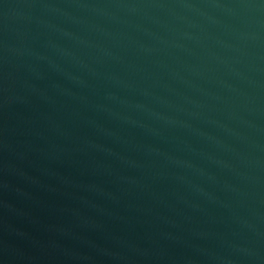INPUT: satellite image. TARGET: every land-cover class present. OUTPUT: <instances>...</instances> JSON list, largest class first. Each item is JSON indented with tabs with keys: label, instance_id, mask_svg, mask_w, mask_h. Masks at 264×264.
Returning <instances> with one entry per match:
<instances>
[{
	"label": "water",
	"instance_id": "1",
	"mask_svg": "<svg viewBox=\"0 0 264 264\" xmlns=\"http://www.w3.org/2000/svg\"><path fill=\"white\" fill-rule=\"evenodd\" d=\"M0 264H264V0H0Z\"/></svg>",
	"mask_w": 264,
	"mask_h": 264
}]
</instances>
